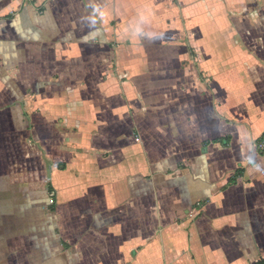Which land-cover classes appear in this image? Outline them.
Listing matches in <instances>:
<instances>
[{
    "label": "crops",
    "instance_id": "crops-1",
    "mask_svg": "<svg viewBox=\"0 0 264 264\" xmlns=\"http://www.w3.org/2000/svg\"><path fill=\"white\" fill-rule=\"evenodd\" d=\"M96 2L0 0V264H260L264 0Z\"/></svg>",
    "mask_w": 264,
    "mask_h": 264
},
{
    "label": "clouds",
    "instance_id": "clouds-1",
    "mask_svg": "<svg viewBox=\"0 0 264 264\" xmlns=\"http://www.w3.org/2000/svg\"><path fill=\"white\" fill-rule=\"evenodd\" d=\"M89 8H90L89 17L100 18V19L103 18L104 9L101 7V5L99 3L96 2V0H89ZM141 33H142V29L137 27L135 29L136 37L139 38ZM154 35H155V33L150 32V31L147 33V36L149 38L153 37Z\"/></svg>",
    "mask_w": 264,
    "mask_h": 264
},
{
    "label": "built area",
    "instance_id": "built-area-1",
    "mask_svg": "<svg viewBox=\"0 0 264 264\" xmlns=\"http://www.w3.org/2000/svg\"><path fill=\"white\" fill-rule=\"evenodd\" d=\"M257 146L260 150H264V134L262 138L260 139L259 143L257 144Z\"/></svg>",
    "mask_w": 264,
    "mask_h": 264
},
{
    "label": "trees",
    "instance_id": "trees-1",
    "mask_svg": "<svg viewBox=\"0 0 264 264\" xmlns=\"http://www.w3.org/2000/svg\"><path fill=\"white\" fill-rule=\"evenodd\" d=\"M260 264H264V260H262V261L260 262Z\"/></svg>",
    "mask_w": 264,
    "mask_h": 264
}]
</instances>
